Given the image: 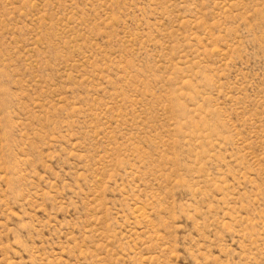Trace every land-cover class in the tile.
I'll return each instance as SVG.
<instances>
[{
	"label": "rangeland",
	"instance_id": "374dc122",
	"mask_svg": "<svg viewBox=\"0 0 264 264\" xmlns=\"http://www.w3.org/2000/svg\"><path fill=\"white\" fill-rule=\"evenodd\" d=\"M0 264H264V0H0Z\"/></svg>",
	"mask_w": 264,
	"mask_h": 264
}]
</instances>
